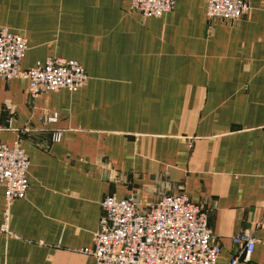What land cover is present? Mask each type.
<instances>
[{
    "label": "crops",
    "instance_id": "obj_1",
    "mask_svg": "<svg viewBox=\"0 0 264 264\" xmlns=\"http://www.w3.org/2000/svg\"><path fill=\"white\" fill-rule=\"evenodd\" d=\"M249 1L223 24L207 0L150 19L131 0H0V30L27 39L22 70L55 57L88 76L36 98L27 79L0 78V142L30 159L9 234L0 189V264H95L84 251L106 196L179 194L208 212L218 264H264V0ZM241 234L256 240L249 259Z\"/></svg>",
    "mask_w": 264,
    "mask_h": 264
},
{
    "label": "built area",
    "instance_id": "obj_2",
    "mask_svg": "<svg viewBox=\"0 0 264 264\" xmlns=\"http://www.w3.org/2000/svg\"><path fill=\"white\" fill-rule=\"evenodd\" d=\"M175 0H131V10L144 19L159 18L173 10ZM253 9L249 0H207V18L230 24ZM28 50L27 39L7 28L0 30V78L9 81L25 78L29 95L69 90L76 92L88 82L83 66L75 60L48 58L22 70ZM51 121H55L52 118ZM56 132L54 140H59ZM30 159L19 142L9 146L0 142V189L5 194L2 231L9 234L11 208L24 199L29 190ZM103 214L93 234V248L85 250L95 264H218L221 246L214 241L208 212L185 194L163 196L143 207L134 197L106 196L101 202ZM244 259L256 248L249 234L233 239ZM239 257L229 264H239Z\"/></svg>",
    "mask_w": 264,
    "mask_h": 264
}]
</instances>
